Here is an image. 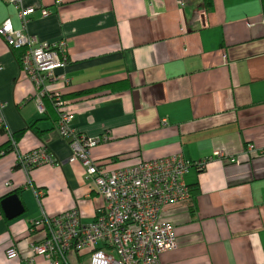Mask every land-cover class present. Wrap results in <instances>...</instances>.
Masks as SVG:
<instances>
[{"label":"crops","instance_id":"1","mask_svg":"<svg viewBox=\"0 0 264 264\" xmlns=\"http://www.w3.org/2000/svg\"><path fill=\"white\" fill-rule=\"evenodd\" d=\"M21 3L36 8L29 34L67 41L68 62L56 70L67 81L49 89L64 95L78 131L106 136L90 151L105 169L174 153L204 162L184 174L190 199L164 208L177 247L160 264H264V0ZM6 18L21 26L14 4L0 0V24ZM16 53L0 37V201L16 194L23 208L9 219L0 205V264H52L33 255L29 242L41 234L30 221L71 207L91 221L102 199L69 160L46 96L40 111ZM40 145L55 163L22 168L18 153ZM87 259L70 252L67 263Z\"/></svg>","mask_w":264,"mask_h":264},{"label":"built area","instance_id":"2","mask_svg":"<svg viewBox=\"0 0 264 264\" xmlns=\"http://www.w3.org/2000/svg\"><path fill=\"white\" fill-rule=\"evenodd\" d=\"M5 1L16 7L21 26L15 28L6 18L0 24V37L7 46L21 51L20 69L35 88L40 111L42 97L52 100L57 112V130L68 140L71 150L69 160H78L84 166L85 176L93 179L102 199L91 221H83L77 207L31 220L29 231L41 234L39 239L29 242L33 255L48 258L52 264H68L70 252L85 251L86 264H160V254L177 247L174 223L164 208L190 199L184 174L191 166L202 167L204 162L174 153L123 168L105 169L90 151L106 136L89 137L78 131L71 124L74 113L68 109V102L58 90L49 89L53 82L67 81L56 72L68 62L67 41L61 38L39 42L26 30L29 16L36 8L23 6L21 0ZM39 11L41 15L49 13L45 7ZM2 108L0 103V128L5 127ZM11 141L14 144V139ZM247 150L255 151V146L248 144ZM17 161L25 170L55 163L44 145L18 153ZM15 254L14 247L6 250L8 257Z\"/></svg>","mask_w":264,"mask_h":264},{"label":"water","instance_id":"3","mask_svg":"<svg viewBox=\"0 0 264 264\" xmlns=\"http://www.w3.org/2000/svg\"><path fill=\"white\" fill-rule=\"evenodd\" d=\"M4 215L11 219L21 214L23 208L16 194H9L0 201Z\"/></svg>","mask_w":264,"mask_h":264},{"label":"trees","instance_id":"4","mask_svg":"<svg viewBox=\"0 0 264 264\" xmlns=\"http://www.w3.org/2000/svg\"><path fill=\"white\" fill-rule=\"evenodd\" d=\"M203 2H204V5H205V7L206 8H209L210 6H211V4H212V0H203ZM17 53H16V55H17V57L18 56H20V54H21V51L19 50V49H14ZM80 93V92H79ZM82 93V92H81ZM61 96H62V98H63V96L64 95H62L61 94ZM47 97V99H49L50 100V103H52V100L48 97V96H46ZM53 105V104H52ZM54 106V105H53Z\"/></svg>","mask_w":264,"mask_h":264}]
</instances>
